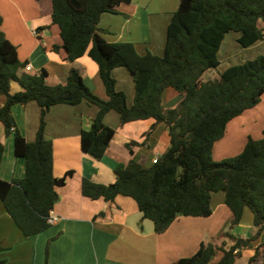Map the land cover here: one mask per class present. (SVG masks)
Instances as JSON below:
<instances>
[{
    "label": "trees",
    "instance_id": "obj_1",
    "mask_svg": "<svg viewBox=\"0 0 264 264\" xmlns=\"http://www.w3.org/2000/svg\"><path fill=\"white\" fill-rule=\"evenodd\" d=\"M132 0H51V21L60 30L64 61L84 54L97 64L107 99L91 92L76 69L66 81L47 83V72L19 71L27 63L19 59L16 46L2 30L0 14V92L5 103L0 108V124L7 135L14 133L15 154L25 160V177L5 181L0 178V199L5 210L30 237L45 231L49 216L59 200L57 188L73 172L58 178L53 171L54 146L44 136L45 117L56 105L75 106L82 102L98 110L88 130L80 134L81 150L100 160L116 130L104 123L114 111L120 125L153 118L164 124L169 135L167 150L156 163L145 167L135 159L114 168L115 181L105 185L82 181V194L90 199L112 202L118 195L135 200L143 219L164 233L179 217H209L211 197L223 192L232 214L231 225L240 224L244 212L252 214L255 236L242 239L230 235L234 244L228 249L202 244L189 257L172 264H235L240 251L252 247L264 231V132L259 139L248 138L235 157L215 162L213 149L223 138L228 123L255 107L264 95V54L228 67L217 77L203 80L205 72L220 65L218 53L229 32L240 34L238 43L247 48L264 40V0H180L167 27L162 56L150 51L141 55L130 42H108L101 35L99 21L104 13L118 14L121 4ZM126 68L133 77V104L118 91L113 70ZM21 91L12 93L11 83ZM173 88L181 95L176 106L165 108L163 92ZM35 102L40 108L35 140L28 142L19 132L12 106ZM135 144V143H134ZM5 146L0 142V164ZM222 256L212 260L216 250ZM264 264V245L255 249L248 264ZM0 264L7 262L0 258Z\"/></svg>",
    "mask_w": 264,
    "mask_h": 264
},
{
    "label": "crops",
    "instance_id": "obj_2",
    "mask_svg": "<svg viewBox=\"0 0 264 264\" xmlns=\"http://www.w3.org/2000/svg\"><path fill=\"white\" fill-rule=\"evenodd\" d=\"M179 1L132 0L121 4L118 14H102L101 35L108 42L133 43L141 55L150 51L162 56L167 27ZM51 11V0H0L2 30L16 46L19 59L29 67L19 73L37 74L45 70L47 83L56 85L64 83L70 70L76 69L91 92L106 100L98 66L87 53L74 61H64L62 50L53 49L62 45V39L58 26L51 21ZM239 37L236 32L226 34L218 53L219 68L223 61L228 68L264 54V40L243 48L238 43ZM238 53L240 57L236 60ZM218 70H208L203 78L214 79L220 73ZM113 76L117 90L124 92L127 104L132 105L135 94L132 74L118 67L113 70ZM21 90L18 83H11L12 93ZM180 100L181 95L173 88L164 90L165 108L176 106ZM4 103L5 96L0 92V108ZM97 110L95 105L84 101L75 106H53L46 114L44 136L53 142L54 174L58 178L69 171L73 174L57 188L59 200L51 211L56 220L39 234L24 236L0 199V258L7 264H172L179 258L192 256L202 244L228 249L234 244L230 235L248 239L256 234L257 228L248 209L240 224L231 225L232 214L223 192L212 194L211 216L179 217L162 234L155 232L151 220L142 218L135 200L130 197L118 195L112 202L85 197L83 179L111 184L115 181L117 165L135 159L148 167L169 146L164 124L156 125L146 136L155 124L153 118L121 126L119 115L110 111L104 123L116 133L103 158L94 159L81 150L80 134L90 128ZM12 113L21 135L28 142L34 141L40 118L37 103L15 104ZM0 142L5 146L0 178L5 181L24 178L25 160L15 154L14 133L7 135L1 124ZM244 228H248V232H243ZM259 245H264V231L251 249L240 251L235 264H248ZM221 256L222 252L217 249L212 262L216 263ZM243 256L244 261H241ZM256 264H261V260Z\"/></svg>",
    "mask_w": 264,
    "mask_h": 264
},
{
    "label": "rangeland",
    "instance_id": "obj_3",
    "mask_svg": "<svg viewBox=\"0 0 264 264\" xmlns=\"http://www.w3.org/2000/svg\"><path fill=\"white\" fill-rule=\"evenodd\" d=\"M257 49L260 50L259 48ZM243 55L244 54H242L241 56ZM239 57L240 54L238 53L237 56H235L236 60ZM226 64L227 62L223 61L221 68L219 67L217 68L219 69L218 71L223 72V70L227 68ZM203 80H210V79L203 78ZM263 132H264V96L261 97L259 103L255 107L245 111L243 114H241L240 116H238L234 120H231L228 123L223 138L217 141L214 145V149H213L214 161L222 162L228 158L237 156L243 150V147L246 144L249 137L253 139H259L261 138ZM247 212L249 213V215L251 214L249 210H247ZM243 223L246 222L244 221ZM243 232H248V228H244ZM253 234H255V232ZM255 241H257V239ZM248 248L251 249L252 247L243 248L242 251ZM244 256L246 255L244 254ZM244 256L242 257L241 261H244L245 258Z\"/></svg>",
    "mask_w": 264,
    "mask_h": 264
},
{
    "label": "built area",
    "instance_id": "obj_4",
    "mask_svg": "<svg viewBox=\"0 0 264 264\" xmlns=\"http://www.w3.org/2000/svg\"><path fill=\"white\" fill-rule=\"evenodd\" d=\"M26 69L29 70V67H26ZM157 159H158V157L154 158V159L152 160V163H156ZM55 220H56V218L53 217V216H51V214H50L49 219H48V222H49L50 224H52V223H54Z\"/></svg>",
    "mask_w": 264,
    "mask_h": 264
}]
</instances>
